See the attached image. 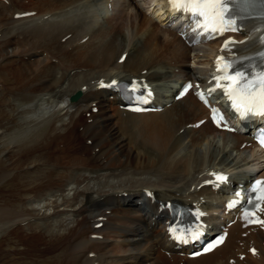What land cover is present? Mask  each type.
Returning a JSON list of instances; mask_svg holds the SVG:
<instances>
[{
  "label": "bare ground",
  "instance_id": "bare-ground-1",
  "mask_svg": "<svg viewBox=\"0 0 264 264\" xmlns=\"http://www.w3.org/2000/svg\"><path fill=\"white\" fill-rule=\"evenodd\" d=\"M13 1L0 2V23L6 21L11 15L10 21L19 24L18 27L22 29V35H20L23 38L16 41L13 37H9L12 32L16 31L11 29L4 32L8 37L0 42L4 50L13 47L15 51L12 50V52H17L15 57L10 56L9 58L7 52L0 50V59L4 60L3 65L0 64L2 84L0 131L1 129H5L7 133L14 129L16 131L20 125L26 124L25 116L28 114L34 116L36 111H39L37 102L34 103V94L48 93L51 95L61 81L65 83L68 79L66 87L62 84L59 86L58 93L46 97L44 104L42 101L39 102L38 106L44 105V108L39 111L41 115L34 118L32 122L33 124L40 123L43 129L36 131L33 135L19 137V139L13 133L3 135L7 139V144L4 148L2 147V154L6 152L4 157L8 164L0 160V180H4V185L0 187V226L14 223L15 218L22 216L27 210L37 211V214L42 212V217L36 220L48 217L45 223H43L45 220L41 221L42 224H38L39 221L26 222V226L29 223L30 227L33 225L36 229L41 228L44 234L30 233L19 237L25 248L18 253L29 260V264L42 260L47 255L43 252L51 254V257H48L49 264H93L94 262L98 264H118L120 262L179 264L182 261L185 262L184 264H229L228 255L248 249V244L253 241V244L259 247L258 257L264 264V247L260 246L264 242V234L256 231L240 239V225L232 228L225 245L205 257L187 261L178 258L172 250H170L169 258H163L158 254L159 249L168 247L164 231L161 227H156L160 213L155 206H150L148 202H145L141 191L144 188H152L162 200L184 201L199 194L218 201L220 196L216 197L204 188L199 191L195 188L204 168L214 166V163L206 161L207 152L199 151V149L194 152L186 151L183 148L187 137L196 134L212 135L215 132L210 126L204 125L198 130L184 127L183 134H180L179 131L184 122L188 123L194 116H204L203 108L190 97L159 114L134 115L119 110L116 100H109L106 92L98 91L96 87L99 78L106 77L107 74L109 77L118 76V73H111L113 72L111 68L118 65L123 71L120 76L127 78L141 76L148 81L157 79V74H150V72L154 66H163L164 62H169L167 65L178 68L179 74L184 78L202 74V69L186 65L189 60L187 56L189 50L179 42L177 43L175 37L167 30L168 21L165 20V16L161 17L160 12H157L153 4L150 5L148 2H146L147 9L143 10L145 13L148 10V14L152 16L149 21L148 18L139 14L142 12L140 10L135 16L125 13L120 0H104L102 9L106 10L108 27L95 30L94 21L96 19L88 22L89 27L83 22L82 26L77 28L72 25L77 15H70L76 13H62L64 7L55 10L51 8L53 5L76 0H36L34 5L38 11L33 9L35 8L33 4V8L11 10ZM107 5H110V8ZM30 11H36L33 18L13 20L14 14ZM122 11L128 16H125ZM121 18L125 19L126 28H132L133 25L138 24L140 26L138 30H140L147 22L149 26L145 34L146 40L141 39L138 45L132 46L128 51H126L128 44L136 35L128 40L126 37H118L122 47L118 46L117 34L114 35L117 30L109 24ZM97 31L98 33H95ZM1 32L3 33V30ZM68 32H72L73 39L85 34L80 39L87 37V41L77 42V46L72 47V39H69L65 45L58 43L57 37ZM128 35L132 36L130 33ZM27 40L26 50H28L24 51L25 44L22 43ZM38 47L43 49L37 50ZM213 49L212 45H208L207 54ZM30 50H34L35 54L28 57L35 56L42 59L39 58L35 63L23 61L20 56ZM124 51L127 52V57L122 64H118L117 60ZM50 59H58L57 64L47 62ZM176 64L179 65L176 66ZM200 64L205 66L206 61ZM144 70L146 74L142 75ZM65 71L68 72V77L65 76ZM71 71L74 74L70 75ZM84 86L86 88L82 90ZM77 90L81 92L80 98L75 102L69 101L70 96ZM157 98L162 102L159 96ZM29 102H32L34 107L25 108L24 105ZM94 103H96L98 112L90 113L87 118L91 119V123L88 124L84 116L91 110ZM45 110H54L59 115L58 122L49 120L48 116L42 114ZM50 115L49 117L52 116ZM197 120L199 119L195 121ZM20 121L23 122L20 123ZM222 134L233 137L239 146L245 141L239 135ZM3 137L1 136L0 139ZM16 137L18 140L14 141ZM82 137L90 140L91 146L83 143ZM192 139L197 142L203 138L199 139L196 136ZM196 142L193 141L190 145L197 144ZM98 163H102V167ZM14 168L21 170L20 173L8 177V171ZM117 168L121 170L118 172L115 170L117 173L110 175L116 178V184H112V179H110L111 183L104 181L97 183L96 187L79 189V185L86 179H94L85 174L87 171L91 173ZM217 168L223 169L219 166ZM80 170L85 173L79 172ZM78 173L81 175L78 176ZM71 180H74L76 186H71L67 190L72 183ZM50 189L58 190V192L67 190L71 194H59L60 199H55L52 198ZM48 192L51 194L50 199L47 200L50 205L43 206L45 200L43 202L41 199ZM123 193H126L125 196ZM31 197L40 199L32 201ZM45 197L49 198L47 195ZM138 200H143L144 204L137 205ZM40 205L42 206L38 210L37 207ZM42 207L46 209L42 210ZM106 211H109V214H106ZM98 218H102L100 221L103 225L95 230L94 225L100 222ZM151 218L154 219V224ZM96 233L104 240L113 239V245L107 251L111 257L90 251L92 248L100 251V247L105 248L108 245L105 242L93 241L91 236ZM51 236L54 238L50 239ZM154 239L157 241L156 246L151 243ZM5 241L4 237L0 239V255L3 259H6L8 253L6 248H2V243ZM240 243H242L241 247L238 246ZM90 252H95L96 259L88 258L87 255ZM116 254L122 255L120 260L117 259ZM220 255L222 261L218 262L217 257ZM18 256L20 259L19 254ZM112 257L115 258L112 259ZM18 260H14L13 264H19ZM238 260L236 258L235 262L240 264Z\"/></svg>",
  "mask_w": 264,
  "mask_h": 264
},
{
  "label": "rangeland",
  "instance_id": "rangeland-1",
  "mask_svg": "<svg viewBox=\"0 0 264 264\" xmlns=\"http://www.w3.org/2000/svg\"><path fill=\"white\" fill-rule=\"evenodd\" d=\"M15 1V3L18 5L19 3H21L20 4V6H22V7H24V9H28V8H33V6L35 7L36 5H34V3L36 2V0H33L34 2H31V0H29L30 1V3H29V1L28 2H25V0H23V2L21 1V0H14ZM13 1V2H14ZM77 1V2H76ZM75 2H73L72 4H71V2L72 1H68V2H66V3H64V4H59V5H53V6H51V8H52V10H55V9H61V8H63L64 7V9H63V12L62 13H66L67 12V10H66V8H69L70 7V9H72V7H74V6H78V5H80L81 3H82V0H76ZM123 2H124V9H122L125 13H127V14H129V15H131V14H135L136 12H137V9H139V10H143V8H144V1L143 0H131L132 1V5H130V3H128V2H126V1H124V0H122ZM12 2V3H13ZM26 3H28V4H26ZM88 3L91 5V6H93L94 8H100L99 7V2H98V0H88ZM135 3V4H134ZM32 4H33V6H32ZM70 4V5H69ZM67 5H69L68 7H65V6H67ZM82 5H86V4H83L82 3ZM59 7V8H58ZM22 9V8H21ZM21 9H19V10H21ZM33 9H36V11H38V9H37V7H35V8H33ZM146 9H147V5H146ZM11 10H14V11H16L14 8H13V5L11 4ZM35 11V12H36ZM122 11V12H123ZM60 12V11H59ZM123 12V13H124ZM124 13V15L125 16H128L127 14H125ZM139 14H142L143 16H145V14H148V10H146V13L144 14V12H140ZM71 16H75L76 14H70ZM131 16H135V15H131ZM10 17H11V15H10ZM9 16L7 17V20L6 21H2L1 23H0V33H1V31L3 30V33L4 32H7V31H10L11 29L13 30V31H15L13 34L11 33V35L9 36V37H13V39L14 40H18L19 39V41H20V39L23 37V36H21L22 35V33H21V31L20 32H18V29H21L20 27H18V23L17 22H14V23H12L11 21H10V18ZM96 17L98 18L99 16H97L96 15ZM96 17H94V20H95V22H96V24H97V26L99 27L101 24L102 25H107V14H106V10L105 9H102V17L103 18H105V20H106V23H105V20H102L101 19V21H98L97 20V18ZM33 18V17H32ZM144 18H147L146 16L144 17ZM12 19V18H11ZM3 20H5V19H3ZM14 20V19H13ZM93 20V21H94ZM145 20V22H146V19H144ZM150 19L148 18V21H149ZM99 24V25H98ZM110 24V26H114L115 28H116V30H117V32L116 33H114V35L115 34H117L116 35V38H117V40L118 39H120V38H124V37H126V39L128 40V38H132L133 37V35L135 36V35H137L138 36V38H134V39H138V43H136L137 45L141 42V39H139V38H143V40L142 41H145L146 40V36L144 37V35L142 34V32L141 33H139L140 32V30L142 29H140V30H138L139 29V27L140 26H138V24H135V25H133V27L131 28V27H125V19H123V18H121V19H117V20H115V21H112V22H110L109 23ZM146 24H148V22L146 23ZM145 24V25H146ZM101 25V27H99V28H97L96 27V29H102V28H107L108 27V25H107V27L106 26H102ZM136 29H135V28ZM17 28V29H16ZM119 29V30H118ZM136 30H138V31H136ZM150 30H152V29H150ZM128 31V32H127ZM132 31V32H131ZM147 31H148V29H147ZM147 31H146V34H147ZM118 32H120V33H118ZM3 33H1L0 34V42L1 41H3V38H7L8 37V35H5V33L3 34ZM16 33V34H15ZM72 34V32H68V33H63V34H61V35H59L58 37H57V42L59 43V38H61V37H64L66 34ZM95 33H98V31L97 32H95ZM124 33H126L125 35H124ZM132 34V36H130L129 37V35L128 34ZM21 34V35H20ZM119 34V35H118ZM83 35H85V34H82V35H80V36H83ZM128 35V36H127ZM4 36V37H3ZM6 36V37H5ZM73 35H71V38L70 39H72L71 41V47L72 46H77L76 45V43L75 44H73L74 43V41H75V39L77 38H74L73 39V37H72ZM121 36V37H120ZM79 37V36H78ZM118 37H120V38H118ZM29 40V39H28ZM28 40L26 41V42H23L22 44H25V47L23 48L24 49V51H27L26 50V48H28V47H26L27 46V44H28ZM98 40V38L96 39V41ZM116 40V39H115ZM127 40H126V42H127ZM117 42V41H116ZM131 42V41H130ZM130 42H129V44H128V47H127V49H126V51H128V50H130L131 49V47L132 46H136V45H130ZM63 44H61V45H65V43L64 42H62ZM118 44H119V42H118ZM118 46H121L122 47V45H118ZM14 48L13 47H9V48H6L5 50H4V48H1V46H0V50H2V51H5V52H7V54H8V56H9V58H13V57H15L16 56V53L17 52H12V50H13ZM41 50V49H43V48H39L38 47V49L37 50ZM36 50V51H37ZM13 51H15V50H13ZM29 52H30V54H29ZM29 52H27L26 54H24V55H21L20 56V58L23 60V61H25V62H29V63H35L36 62V60H39V58L40 59H42L41 57H35V56H32V57H28L29 55H33V54H35V51L34 50H30ZM1 54V53H0ZM28 54V55H27ZM11 56V57H10ZM57 61H58V59H56ZM50 61L51 60H47V62H49L50 63ZM2 62H4V60L3 61H1V59H0V64L1 65H3V63ZM198 63H200V62H198ZM203 63V62H202ZM199 66H201L202 67V65H199ZM117 68H118V70H121V68H120V66L118 65V66H116V67H114V68H111L112 69V71H113V69H115V71H117ZM178 69V68H177ZM197 69H199V70H201V68L200 67H197ZM60 71V70H59ZM122 71V70H121ZM71 72H73V71H71ZM70 72V73H71ZM83 72H85V71H83ZM87 72V71H86ZM85 72V73H86ZM65 73V76H67L68 75V72H64ZM111 73H113V74H116L114 71L113 72H111ZM74 74V73H73ZM139 74H140V72H139ZM71 75V74H70ZM1 76V75H0ZM58 76V75H57ZM68 77V76H67ZM107 77H109V75L107 74V76H106V78ZM178 78H179V74H177V73H175V75H172L171 77H167V82H169L170 84H173V83H175L177 80H178ZM108 79V78H107ZM66 83V82H65ZM64 83V81H63V83H62V81L58 84V87H56V89L55 90H53L52 92H51V95L50 94H48V93H36V94H34V103H36V105H37V109L39 110V111H41L43 108H44V105H42V106H38V104H39V102H40V100L39 99H47L48 97H50V96H54L55 95V93H58V90H60V87L59 86H61L62 84V86L63 87H66V84L68 83H66L65 84ZM89 86H90V84H89ZM1 90H2V84H1V80H0V96H1ZM40 94V95H39ZM53 94V95H52ZM46 95V96H45ZM45 97V98H44ZM47 97V98H46ZM35 98H36V100H35ZM5 99H6V97H5ZM8 99V98H7ZM42 101V100H41ZM68 102V101H67ZM42 103L44 104V101H42ZM0 104H2V103H0ZM70 105H72L71 103H69ZM28 105H29V107H28ZM34 107L33 106V104H32V102H29V103H27V105L25 104L24 105V107L25 108H31V107ZM5 109H7V108H5ZM39 111H36L37 113H35V115L34 116H29V114H28V116H25V120H26V124H23L24 125V127H22L23 125H20L19 123H18V126L20 125V128H16V131H15V129H14V131L15 132H17V133H19V137H24V136H29L30 134H34L36 131H38V130H41V129H43V127H41L40 126V123H38V122H35L34 124H33V122H34V118L36 119V118H38L39 117V115H41V112H39ZM90 112V111H89ZM48 113H49V115L51 116V117H49V115H48ZM42 114H44L45 116H48V119L50 120H55L56 122H58V120H59V115H57L56 113H55V111L53 110H50V111H48V110H45ZM86 114V113H85ZM55 115V116H54ZM192 117V116H191ZM197 116H194V117H192L191 118V120H189L188 121V123H187V121L186 122H184L183 123V126H181V129H183V131L185 130V126H186V123L187 124H189V123H193L194 121H192L194 118H196ZM27 118H29V119H27ZM33 118V119H32ZM85 118H87L86 116H84V120H85ZM48 119H47V121H48ZM28 120V121H27ZM88 120H90L91 121V119L90 118H87V120H86V122L88 121ZM33 121V122H32ZM6 122V121H5ZM23 121H20V123H22ZM88 123V122H87ZM91 123V122H90ZM89 124V123H88ZM27 125V126H26ZM32 127V128H31ZM23 128H24V130H23ZM26 129V130H25ZM29 129V130H28ZM35 129V130H34ZM180 129V130H181ZM28 130V131H27ZM5 129H1V133H2V135H1V133H0V137L2 136L3 137V135L5 136ZM14 131H13V134H14ZM22 132H26L25 134L23 133L22 134ZM29 132V133H28ZM31 132V133H30ZM16 133V135H18ZM22 135V136H21ZM200 135V134H199ZM196 136L197 135H194L193 137H195L196 138ZM13 137V136H12ZM19 137H18V139H19ZM83 138V140H82V142L83 143H85L86 144V142L85 141H88L87 139H86V137H82ZM190 138L191 137H188L187 138V140H186V142H188L189 140H190ZM197 138H199V137H197ZM17 139V137L14 139V141L15 140H18ZM193 140V139H192ZM6 141H7V139H6V137H3V138H1L0 139V160H1V162L3 163V162H5L6 161V157H4V158H2V156H5L6 155V152L4 151L3 152V154H2V147L4 148L5 146H6ZM194 141V143L196 142L195 140H193ZM192 141V142H193ZM240 141V140H239ZM9 143V142H8ZM88 143V142H87ZM239 143V142H238ZM4 144V145H3ZM89 144V143H88ZM14 145H16V144H14ZM87 145V144H86ZM87 146H91V142H90V145H87ZM186 147H188V148H186ZM183 148H185V150L187 151H195L196 149H199V151H202V152H207V156H208V158H207V161L209 160L211 163H214L215 162V160H218L220 157H221V154L223 153L222 152V149L224 148V145H223V143L221 142V139L219 138V137H216V138H212L211 136H209L208 135V137H206V138H204V140L201 142V144H192V145H188V146H184ZM233 150V152H232V156H230V158H233L234 157V159L232 160V165L233 166H235V164H236V167H238V170H246V168H244V166H243V163H245L244 162V160L242 159V157L243 156H245V153H243V152H240V151H236V150H234V149H232ZM211 154V155H210ZM3 160V161H2ZM7 162V161H6ZM5 162V164H8V162L6 163ZM99 165H100V167H102V163H98ZM132 168V167H131ZM110 170V171H109ZM118 171H120L121 170V168H117V169H105V170H103V171H99V172H89V171H87L86 173L85 172H82L81 170L79 171V172H82V173H85L86 175H90V176H92V177H94V179L92 178V179H86L85 180V182L84 183H82L80 186H79V189L80 190H82V189H84V188H91V187H96V184L97 183H100V182H104V181H106V182H108L109 181V183H111V180L110 179H112V184H116L117 182H116V178H114V177H112V176H110V175H113V174H116ZM21 171V170H20ZM20 171L19 170H16V168H14L13 170H11V171H8V174H7V176L9 177V176H14L13 174H15L16 175V173L18 174V173H20ZM90 173V174H89ZM94 173V174H93ZM104 173V174H103ZM111 173V174H110ZM113 173V174H112ZM75 174V172L73 173V175ZM79 175H81V173H78V176ZM109 175V176H108ZM76 177H77V174H76ZM96 177V178H95ZM88 180H90V181H88ZM1 182H0V187L1 186H3L4 185V180H0ZM88 181V182H87ZM68 190V189H67ZM65 191V192H58V190H55V189H50L49 191H51L50 193L52 194V192L54 193V194H52V195H56V197H55V199L56 198H58V195L59 194H65V195H67L68 193H69V191ZM49 192L46 194L47 196H49V198L48 197H45V196H43L42 197V199L41 200H43V202H44V200H45V202L47 201V200H49L50 199V194ZM67 193V194H66ZM69 194H71V193H69ZM43 198H47V199H43ZM59 199H60V197H59ZM44 202V203H45ZM48 202V201H47ZM44 206V205H43ZM47 206V205H46ZM44 208L45 207H42L41 209L42 210H44ZM35 209V208H34ZM46 209V208H45ZM39 210V209H38ZM37 211H28L27 210V212H25V213H23L22 214V216L20 215V216H18V217H16L15 218V220H14V223H9V225L8 226H5V228H3V229H5V231H4V235H5V237H4V241L5 242H3L2 243V248L3 249H5V250H7L6 252H8L7 253V255H6V259L4 258L3 259V257L0 255V264H13V261L14 260H18L19 259V256H18V254L19 255H21L20 253H18L20 250L22 251L24 248H25V245L23 244L22 245V243L20 242V239H19V237H23V236H26V235H29L30 233H33V234H44V231H41V228L39 229V228H35V227H33V225H31V227L33 228H31L30 227V225H28L29 223H27V226H28V228L25 226L26 225V222H31L32 221V219H27V217L28 216H30V218H34L33 219V221L32 222H38V224L40 223V224H42V222L43 223H45L46 222V219H48V217H45V218H39V220H36L35 219V217L37 218V217H41V214H42V212L40 211L39 212V214H37L36 213ZM28 213V214H27ZM30 213H31V215H30ZM48 213V212H47ZM23 216H26V218H22ZM22 219H26V222H25V225H22V226H19V227H22L21 229L19 228H14V227H12V226H10V224L11 225H18V224H20L21 225V222L23 221V220H20L21 218ZM100 217H102V216H100ZM31 220V221H30ZM16 221H17V223H16ZM25 221V220H24ZM23 221V222H24ZM42 221V222H41ZM93 221H94V219H93ZM101 222V221H100ZM10 226V227H9ZM35 228V229H34ZM36 230V231H35ZM40 230V231H39ZM23 231V232H22ZM25 231V232H24ZM38 231V232H37ZM13 232V233H12ZM18 232H19V234H18ZM2 232L0 233V239L2 238ZM12 234V235H11ZM15 234V235H14ZM42 234V235H43ZM7 235V236H6ZM17 238H18V241H17ZM54 238V236H51V238L50 239H53ZM12 239V240H11ZM15 239V240H14ZM49 239V240H50ZM109 239V238H108ZM146 240H147V238H145ZM155 239H156V237H155ZM155 239H154V241L153 242H151V243H153V245L154 246H156L155 245V243H157V241H155ZM8 240V241H7ZM103 241H98L97 239H93V241H97V242H104V239H102ZM53 241V240H52ZM51 241V242H52ZM148 241V240H147ZM112 242H114L113 241V239H109V242L107 243L108 245L107 246H105V250L106 251H109V249H110V247H111V245H113V243ZM150 242V241H149ZM12 244V245H11ZM21 244V245H20ZM110 244V245H109ZM17 245V246H16ZM105 244H103V246H104ZM13 246H14V248H13ZM24 247V248H23ZM108 247V248H107ZM13 248V249H12ZM94 250V249H93ZM235 250H237V248L235 249ZM87 252V251H86ZM85 252V253H86ZM102 252H105L104 250L102 251ZM238 252H243L242 250L241 251H238ZM237 252V253H238ZM43 253H45V254H47L42 260H39V261H33L34 262V264H49V262H50V260L48 259V257H51V254L49 255L47 252H43ZM10 254V255H9ZM116 256L118 257L117 259L118 260H120V258L122 257V255L121 254H116ZM13 257V258H12ZM18 259H17V258ZM93 259V258H92ZM5 260V261H4ZM22 260V261H21ZM26 260V261H25ZM28 261V262H27ZM239 261V260H238ZM18 263L19 264H29V260H27V259H25L24 257H22V256H20V259L18 260ZM120 264H121V262H120ZM122 264H131V263H129V262H123Z\"/></svg>",
  "mask_w": 264,
  "mask_h": 264
},
{
  "label": "snow or ice",
  "instance_id": "snow-or-ice-1",
  "mask_svg": "<svg viewBox=\"0 0 264 264\" xmlns=\"http://www.w3.org/2000/svg\"><path fill=\"white\" fill-rule=\"evenodd\" d=\"M171 2V0H170ZM212 5L208 4V3H201L198 2V0H189L188 3H185L183 5V7L188 10L191 9L195 14L199 15V16H207V12L205 11V9L211 7ZM238 76H241L242 78V74L241 73H237ZM260 89H261V95H260V105L261 108L264 109V81L261 82V84L259 85ZM235 95L237 97H239L242 101H245L247 103H254L256 100V94L255 91L253 90V88L247 84L240 86L237 90ZM234 106H236L234 104ZM237 110L239 111V108L237 107ZM260 115H264V110L260 111L259 113ZM243 115V113H242ZM173 231V238L178 240L181 243H188L189 239L186 237H182V236H177L175 234V230Z\"/></svg>",
  "mask_w": 264,
  "mask_h": 264
}]
</instances>
